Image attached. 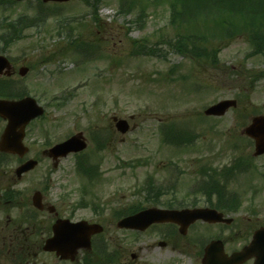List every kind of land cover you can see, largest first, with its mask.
Here are the masks:
<instances>
[{"label":"rangeland","instance_id":"374dc122","mask_svg":"<svg viewBox=\"0 0 264 264\" xmlns=\"http://www.w3.org/2000/svg\"><path fill=\"white\" fill-rule=\"evenodd\" d=\"M36 2L15 0L7 9H0V18L10 15L11 20ZM122 2L101 0L97 22H90L92 8L83 0L59 3L57 16L40 26V31L30 29L24 39L0 51L13 60L16 72L11 77L17 88L36 97L46 110L43 119L32 123L28 137L39 139L43 148L83 132L89 140L84 153L101 167L100 183L93 186L77 173L75 154L62 158L57 167L45 159L31 175L49 174V200L62 214L71 212L74 220L99 219L105 233L119 234L129 232L116 226L113 210L118 206L121 210L139 202L166 206L170 201L174 206L207 205V198L197 189L203 168L216 181L214 188H221L220 203L230 206L219 209L234 219L230 225L211 228L224 232L228 250L240 248L256 228L264 225V155L254 156V142L242 133L252 116L264 114V78L252 80L253 73L264 71V56L249 55L251 46L242 36L223 47L219 64H199L170 50H164L160 57L134 56L133 38L151 41L168 30L172 32L167 26L169 14L161 2L150 0L147 13L137 24L140 5L124 14L119 13ZM68 21L75 26L73 34L81 32L100 45L85 62H80L72 50L59 54L75 38L67 36L63 24ZM51 54L55 55L53 61L39 63L40 57ZM22 66L30 68L25 76L18 73ZM181 75L188 79L182 80ZM227 98H236L238 106L223 116L204 114L207 106ZM113 116L128 119L131 129L125 134L117 131ZM172 123L187 125L200 134L199 138L192 146L165 142L162 127ZM2 128L0 123V131ZM97 130L103 135H107L105 130L114 131L109 145L100 151L92 140ZM8 162L6 169L19 164L14 158ZM233 166L244 169L235 177L233 172L224 177L222 171ZM153 184L173 189L174 194L161 195L157 197L160 202L150 204L143 189ZM37 187V182L34 188L27 187L31 189L28 195L32 196ZM136 191L142 194H134ZM211 201L217 204L216 193ZM80 202L86 205L81 207ZM94 206L103 207V212H96Z\"/></svg>","mask_w":264,"mask_h":264},{"label":"flooded vegetation","instance_id":"af4514ba","mask_svg":"<svg viewBox=\"0 0 264 264\" xmlns=\"http://www.w3.org/2000/svg\"><path fill=\"white\" fill-rule=\"evenodd\" d=\"M1 122L0 135L6 124L5 120ZM30 132L27 128L24 141L28 149L23 156L3 152L0 157L14 158L19 161L18 165L29 158L38 160V164L45 159L53 161L48 156L49 145L41 148L39 139L28 137ZM32 171L19 175L16 168L0 169V264H204L206 247L218 238L225 243L226 252L231 253L226 247L227 237L218 233L216 227L211 228L219 223L198 220L183 234L180 222L166 221L153 223L142 231L121 229L129 233L94 234L90 248L80 250L75 257L62 259L55 251L45 250L44 244L52 235L57 219L74 220V215L71 212L64 215L56 205H50L49 174L32 177ZM36 182L38 187L34 190L41 192L44 205H33L32 196L28 195L31 189L27 187L34 188ZM161 207L183 208L180 205ZM115 211L120 213V207H115ZM253 262L249 259L242 264Z\"/></svg>","mask_w":264,"mask_h":264},{"label":"trees","instance_id":"16d2710c","mask_svg":"<svg viewBox=\"0 0 264 264\" xmlns=\"http://www.w3.org/2000/svg\"><path fill=\"white\" fill-rule=\"evenodd\" d=\"M13 0H0V9H7ZM85 4L91 6V21H96L95 15L98 13V5L101 0H83ZM150 0H124L119 13H132L139 5V15L135 22H141L142 15L147 13V2ZM161 2L169 14L167 26L172 28V32L163 33L151 41L147 38L132 39L131 47L134 56L143 55L149 57H160L164 50H170L199 64L212 62L219 64L218 54L224 46L232 40L242 36L250 44L252 52L250 55L264 56V0H151ZM128 5L126 6V4ZM31 8V7H30ZM28 8L25 13L10 20V16L0 18V51L10 48L14 43L22 40L30 29L40 31L39 27L45 25L50 18L57 16V11L53 6H47L38 0L30 13ZM99 21V20H98ZM97 22V21H96ZM67 28L68 37H75L70 41L67 48H61L59 54H65L69 50L79 57L88 55L91 51L92 41L83 37V33L74 35L75 30L72 21L63 24ZM100 28V23H97ZM63 27L59 30L62 31ZM59 31V32H61ZM73 34V35H71ZM77 36V37H76ZM58 52L56 53V55ZM47 56V57H45ZM46 59H43V58ZM55 55H43L38 60L44 63L54 59ZM176 66V65H175ZM182 79H187V75H182ZM264 78V71L252 74V80L257 81ZM21 92L17 91L14 85L0 79V96L20 97ZM61 105V104H58ZM195 134L189 133L185 128L170 127L165 139L170 143L190 144ZM111 141V140H110ZM109 141V142H110ZM108 142V143H109ZM82 172H87L80 166ZM236 172H233L234 176ZM225 177L230 174L225 173ZM207 186V184L205 185ZM203 187L201 192L203 193ZM171 190L150 187L147 191V200L157 202V196ZM217 193H221V188L217 187ZM210 198V191L207 192ZM220 199L216 205H222ZM213 205V204H212ZM238 209V206H234Z\"/></svg>","mask_w":264,"mask_h":264},{"label":"water","instance_id":"95a60500","mask_svg":"<svg viewBox=\"0 0 264 264\" xmlns=\"http://www.w3.org/2000/svg\"><path fill=\"white\" fill-rule=\"evenodd\" d=\"M45 2L50 0H44ZM66 1V0H54ZM27 67H22L20 73L26 74ZM11 74V63L9 59L0 54V75L2 73ZM237 106L236 99L221 100L205 111L208 115H224L230 107ZM44 113V108L40 106L32 97H25L19 100L0 99V116L8 120L5 130L0 139V150L18 153L23 155L27 150L23 145L25 127L29 121ZM118 130L125 133L129 129L126 119L114 117ZM244 132L255 140V155L264 153V115H257L252 118V122L244 129ZM87 147V142L81 134H77L56 145L51 149L50 155L54 158L67 155L69 152H78ZM37 161L29 160L21 165L18 174L33 168ZM40 194L34 196V204L41 205ZM179 217L184 218L185 225L193 223L198 218L209 221H225L230 223L232 219L223 218L222 213L215 209L197 208L168 210L160 208H149L134 215L125 217L118 222L119 227L145 229L153 222L163 220H175ZM54 235L47 240L46 250H55L62 258L74 257L79 248L89 247L92 234L101 232L103 227L99 224H91L86 220L71 222L69 220H58L54 226ZM185 232V230H183ZM254 257V264H264V226L257 229L251 242L244 246L242 250L236 251L230 256L224 253L223 243L213 241L206 249L205 264H239L245 259Z\"/></svg>","mask_w":264,"mask_h":264}]
</instances>
